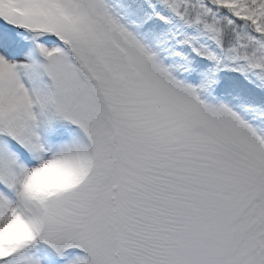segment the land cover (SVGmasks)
<instances>
[{
	"label": "snow or ice",
	"instance_id": "snow-or-ice-1",
	"mask_svg": "<svg viewBox=\"0 0 264 264\" xmlns=\"http://www.w3.org/2000/svg\"><path fill=\"white\" fill-rule=\"evenodd\" d=\"M0 264H264V0H0Z\"/></svg>",
	"mask_w": 264,
	"mask_h": 264
}]
</instances>
